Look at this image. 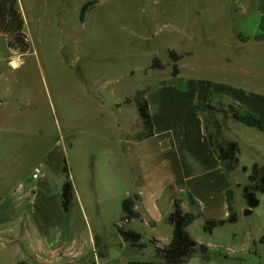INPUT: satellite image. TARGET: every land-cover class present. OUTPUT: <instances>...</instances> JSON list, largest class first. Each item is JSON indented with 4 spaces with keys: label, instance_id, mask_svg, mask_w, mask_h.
I'll list each match as a JSON object with an SVG mask.
<instances>
[{
    "label": "rangeland",
    "instance_id": "374dc122",
    "mask_svg": "<svg viewBox=\"0 0 264 264\" xmlns=\"http://www.w3.org/2000/svg\"><path fill=\"white\" fill-rule=\"evenodd\" d=\"M90 1L94 3L82 19L83 5ZM22 4L27 50L0 46V172L13 167L16 177L26 178L49 150L65 149L77 189L108 190L115 181L112 167L118 140L133 130L141 134L143 124L133 99L137 92L181 73L183 78L211 79L237 92L264 96V12L248 0H22ZM237 104L224 101L216 104L220 111L205 110L208 127L218 136L225 126L226 134L240 146L241 162L262 165L264 132L235 121L228 107ZM247 174L240 166L230 172L239 221L221 228L225 242L206 233L200 217L189 227L198 242L220 247L226 243L239 259L242 253L236 250L248 240V230L258 234L264 226V195L259 208L251 213L245 208L242 186L250 182ZM159 229L170 228L163 223ZM95 230L110 240L109 253L116 258L100 264L239 263L227 256L231 251L225 247L211 248L210 259L196 250L179 255L181 261L165 262L149 243L142 251L123 247L111 227ZM82 231L88 235V229ZM87 253L85 264L96 261L92 250ZM5 261L0 258V264Z\"/></svg>",
    "mask_w": 264,
    "mask_h": 264
},
{
    "label": "crops",
    "instance_id": "0c3cea01",
    "mask_svg": "<svg viewBox=\"0 0 264 264\" xmlns=\"http://www.w3.org/2000/svg\"><path fill=\"white\" fill-rule=\"evenodd\" d=\"M248 2L264 12V0ZM25 14L22 0H0V46L4 44L14 52L27 50L23 36ZM262 17L264 28V15ZM143 92L153 133L142 137L145 127L141 120V134L136 135L133 130L121 136L115 150L119 151L118 156L113 159L115 181L111 177L114 182L108 190L77 189L73 180V198L66 211L62 202V188L68 179L64 171L65 149L53 148L47 152L40 165L31 170L32 175L34 168L40 166L37 178L30 173L26 178L16 177L13 167L0 172V258L6 260L4 264H64L67 261L85 264L84 255L87 256L90 250L96 261L89 260V264L113 261L116 258L109 253L110 240L95 230L104 226L111 227L119 235L123 247L142 251L149 243L155 252L152 239L159 245L168 244L172 239L173 227L166 217L173 210L176 199L183 211L195 213V219L200 217L203 224L230 216L227 191L232 189L231 171L225 169L212 144L204 112L208 109L202 105L232 101L264 117V96L256 92L247 94L241 89L237 92L229 84L217 85L211 79L183 78L181 73L149 86ZM219 135L220 139L233 140L226 134L225 126ZM242 165L245 164L240 159V168ZM127 197L134 198V209L139 217L124 222L122 202ZM245 208H249L247 204ZM234 210L236 221L205 232L225 242L227 237L222 236L220 230L226 224L239 221L235 207ZM163 223L170 229H159ZM191 224L187 227L188 232ZM116 225L139 232L145 247L131 246ZM82 229H88V235ZM250 231L248 240L236 250L242 253L240 259L231 255L235 252L230 250L231 246L229 248L226 243L221 246L231 251L226 252L227 256L239 261L235 264H264V242L259 241L264 226L258 234ZM205 242L210 249L220 247L214 242ZM155 256L158 257L156 252ZM206 257L211 258L209 254ZM178 261H181L179 255L165 260Z\"/></svg>",
    "mask_w": 264,
    "mask_h": 264
},
{
    "label": "trees",
    "instance_id": "16d2710c",
    "mask_svg": "<svg viewBox=\"0 0 264 264\" xmlns=\"http://www.w3.org/2000/svg\"><path fill=\"white\" fill-rule=\"evenodd\" d=\"M94 1L87 2L83 5L81 18L83 19V12L86 8L92 5ZM172 57H177L176 53L171 51ZM179 58V57H178ZM157 59H154V63ZM153 63V64H154ZM174 72H178L177 65H174ZM138 109L139 116L144 124L145 132L142 137L150 136L153 133V125L149 112L147 100L144 98L143 91L136 93L133 98ZM126 99L125 102H128ZM202 108L211 111H220L216 105L210 103L202 105ZM231 116L247 126L255 127L264 132V117L257 115L245 108L240 104L235 107L230 105L228 107ZM220 125H217V132L219 133ZM210 133L212 144L215 147L220 159L222 160L224 167L227 171H233L239 166L240 159V146L237 141L220 139L219 134ZM241 170L248 173L249 183L243 186V196L246 204L249 208H256L260 204V194L264 193V164L253 163L250 167L242 165ZM64 171L66 172L68 179L64 183L62 188V202L66 211L70 209V205L73 198V183L69 179V170L67 162L65 160ZM228 202L230 206V216L227 219L222 220H209L203 224V229L206 232H211L216 226L225 224L226 222L236 221V212L232 203V190L227 191ZM123 216L122 221L128 222L133 218H138L139 213L134 209V198L127 197L122 202ZM196 218V214L192 212H185L181 208L179 200L174 202L173 210L166 217V221L173 227L172 239L168 244L159 245L156 239H152V244L155 247L156 255L165 260H171L174 256L192 254L196 250H199L204 256H208L210 248L205 243H200L195 240L187 230ZM117 230L121 233L125 239L129 240L131 246L137 248L145 247V244L141 241V234L132 229H126L122 225H116ZM260 242H264V234L259 238Z\"/></svg>",
    "mask_w": 264,
    "mask_h": 264
},
{
    "label": "built area",
    "instance_id": "2783aa9c",
    "mask_svg": "<svg viewBox=\"0 0 264 264\" xmlns=\"http://www.w3.org/2000/svg\"><path fill=\"white\" fill-rule=\"evenodd\" d=\"M40 172H41V168H40V166H36V167L34 168V172H33V174H32V177H33V178H37Z\"/></svg>",
    "mask_w": 264,
    "mask_h": 264
},
{
    "label": "water",
    "instance_id": "95a60500",
    "mask_svg": "<svg viewBox=\"0 0 264 264\" xmlns=\"http://www.w3.org/2000/svg\"><path fill=\"white\" fill-rule=\"evenodd\" d=\"M251 211H252V208H248L247 213H251ZM64 264H75V262L74 261H67Z\"/></svg>",
    "mask_w": 264,
    "mask_h": 264
}]
</instances>
